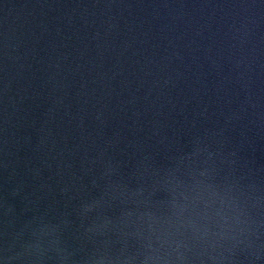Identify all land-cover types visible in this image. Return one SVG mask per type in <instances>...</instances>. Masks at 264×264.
Wrapping results in <instances>:
<instances>
[{"label":"water","instance_id":"obj_1","mask_svg":"<svg viewBox=\"0 0 264 264\" xmlns=\"http://www.w3.org/2000/svg\"><path fill=\"white\" fill-rule=\"evenodd\" d=\"M0 264H264V0H0Z\"/></svg>","mask_w":264,"mask_h":264}]
</instances>
